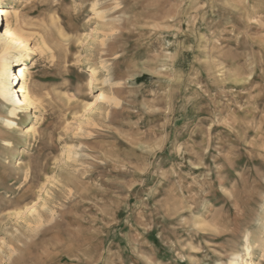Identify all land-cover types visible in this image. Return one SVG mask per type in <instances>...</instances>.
<instances>
[{
    "label": "rangeland",
    "instance_id": "rangeland-1",
    "mask_svg": "<svg viewBox=\"0 0 264 264\" xmlns=\"http://www.w3.org/2000/svg\"><path fill=\"white\" fill-rule=\"evenodd\" d=\"M5 1L36 102L0 94V264H264V0Z\"/></svg>",
    "mask_w": 264,
    "mask_h": 264
},
{
    "label": "bare ground",
    "instance_id": "bare-ground-1",
    "mask_svg": "<svg viewBox=\"0 0 264 264\" xmlns=\"http://www.w3.org/2000/svg\"><path fill=\"white\" fill-rule=\"evenodd\" d=\"M5 6L6 1L0 0V47L5 54V56L1 58L0 94L7 103L6 116L3 117L4 123L8 128L14 129L18 127L15 121L18 119L20 111L24 108V112L27 107L35 106L36 102L29 84V71L25 66V61L27 59V44L30 38L37 37V34L35 31L28 28L29 24L26 21L22 22L17 16H15V23H11L8 20L9 14L4 10ZM3 16L7 19L5 28H2L1 24ZM94 19H102V14L100 12H95ZM38 38L45 43V39L40 34ZM92 79L96 81L99 80L97 69H92ZM19 80L22 81L20 87H18L20 85L18 82ZM108 82V80H104L102 83L106 84ZM21 95L23 97H21ZM109 97L110 96L105 91L100 92L99 96L96 98L97 102L89 105V111H94L98 104L111 101ZM30 130H33V127L29 128L27 131L30 132ZM67 154V160H72L74 155L72 153V148H68ZM46 207L47 206H43L42 208L46 209ZM26 215L35 220L38 225L43 222L42 213L37 205L28 208ZM230 264L241 263L238 258H235L231 260Z\"/></svg>",
    "mask_w": 264,
    "mask_h": 264
}]
</instances>
